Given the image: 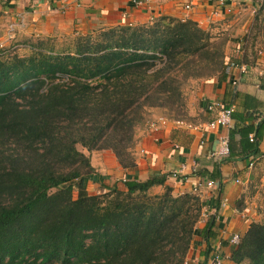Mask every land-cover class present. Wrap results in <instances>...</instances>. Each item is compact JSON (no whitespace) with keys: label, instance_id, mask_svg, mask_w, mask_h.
<instances>
[{"label":"trees","instance_id":"obj_1","mask_svg":"<svg viewBox=\"0 0 264 264\" xmlns=\"http://www.w3.org/2000/svg\"><path fill=\"white\" fill-rule=\"evenodd\" d=\"M242 38L245 56L264 50V0ZM226 42L193 20L162 16L76 35L60 47L36 38L22 43L25 54L2 49L0 264H183L195 235L207 264L215 215L196 227L203 212L197 194L174 195L159 175L101 195L73 198L72 190L96 180L79 145L110 150L121 167H134L135 127L147 108L186 118L183 87L224 78ZM155 185L164 192L147 197ZM230 260L264 264V215Z\"/></svg>","mask_w":264,"mask_h":264},{"label":"crops","instance_id":"obj_2","mask_svg":"<svg viewBox=\"0 0 264 264\" xmlns=\"http://www.w3.org/2000/svg\"><path fill=\"white\" fill-rule=\"evenodd\" d=\"M260 1L226 0L232 9L226 13L218 0H144L140 7L132 6L130 0H0L1 49L18 46L21 51L27 39L95 34L109 27L151 23L162 16L190 19L213 37H227L226 59L246 65V72L233 67L229 72L225 70L224 78L187 82V116L183 119L194 125L208 122L214 112L208 111L207 105L217 99L234 105L231 129L200 132L169 120L153 130L145 120L135 130L132 154L136 165L131 168L121 167L110 150L82 149L94 168L96 180L92 184L102 191L115 184L124 189V181H145L158 175L164 177V184L172 187L175 194L192 193L194 187L202 184L197 192L204 212L199 228L209 215H215V236L210 239L207 264L212 263L215 251L223 257L221 264H233L231 236H242L251 222L261 220L264 212V50L254 54L248 50L245 56L244 47L239 52L238 45L252 19L251 12ZM11 24L14 33L9 39ZM149 113L147 120L156 119L164 111L155 108ZM220 136L228 137L230 154L211 157ZM207 180H212L214 186H207ZM162 189L164 185H155L149 191ZM196 237L186 259L188 264L203 263L205 245Z\"/></svg>","mask_w":264,"mask_h":264},{"label":"built area","instance_id":"obj_3","mask_svg":"<svg viewBox=\"0 0 264 264\" xmlns=\"http://www.w3.org/2000/svg\"><path fill=\"white\" fill-rule=\"evenodd\" d=\"M132 6L134 7H140L144 4V0H130ZM219 5L224 9V11L226 13H230L231 12V7L230 5L228 6L226 4V0H218ZM259 6V4H258ZM258 6L252 11V13H254L256 11V9L258 8ZM14 33V25L11 24L9 26L8 29V38H12V35ZM243 38L241 41H239L238 45L239 47H241V49H239V52H243ZM233 67H239V69H241L242 72H246L247 67L246 65H239L236 62H231L229 63V65L226 67V71L229 72ZM233 85L236 84V81L232 82ZM207 109L208 111H212L214 112V116L211 120H209L208 122L202 124V125H194L191 124L190 122L185 121V119L183 118H178L175 120H172L174 124L178 125V126H182L188 129H196L200 132H206L208 130H217L220 128H224V129H230L232 126V114L234 112V105L231 103H225L221 100H213L211 101L208 105H207ZM170 119L165 118V117H158L156 119H149L146 120V125L150 128H153V130L158 129V127L160 125H164L167 121H169ZM253 137H250V140H252ZM201 144L203 143V140L200 141ZM229 140L227 136H220L219 137V146L210 153L211 157H216V158H223V157H227L229 155ZM249 166H253V162L249 163ZM207 186H214V182L212 180H207L205 183ZM200 187H202V184H199L198 186L194 187L192 189V193L193 194H197V192L199 191ZM202 215H204V212H202ZM241 236L237 233L233 234L230 238V243L232 246H235L238 244L239 240H240ZM222 255L218 252H214L212 254L211 260L213 264H221L222 262Z\"/></svg>","mask_w":264,"mask_h":264},{"label":"rangeland","instance_id":"obj_4","mask_svg":"<svg viewBox=\"0 0 264 264\" xmlns=\"http://www.w3.org/2000/svg\"><path fill=\"white\" fill-rule=\"evenodd\" d=\"M261 2V1H260ZM251 17H253V15H254V13H252L251 12ZM247 32V31H246ZM71 37H60V38H55V44L57 45V47H60L59 46V44H66V42L70 39ZM259 46V45H258ZM262 49V48H261ZM0 51H2V49L0 48ZM19 54H25L22 50L20 51V53ZM183 92H184V87H183ZM184 97H185V94H184ZM185 111H186V98H185ZM155 108H147V110L145 111V114H144V120H143V122L142 123H140V124H138L136 127H135V130H136V128L139 126V125H141L142 124V126L145 124V120H147L149 117H151V116H149L150 115V111H153ZM160 109H162L163 111H164V113H163V115H159L158 117H165V118H168V119H170V120H175V119H178V118H183V117H176L174 114H170V113H168V111L167 110H165V109H163V108H160ZM187 112V111H186ZM157 117V118H158ZM144 123V124H143ZM78 149L80 150V151H82V149H83V147L82 146H78ZM93 178L95 177L94 176V174H93V176H92ZM94 180V179H93ZM93 180H90L91 182H90V186L88 187V188H86V190H84V191H80V190H78L76 187H74L73 188V190H72V197L73 198H76L78 195H80V194H87V195H92V194H103V192L104 193H106L107 192V189H105L104 191H102V189H98V187L96 186V185H94V184H92V182H93ZM76 186V185H75ZM124 187V186H123ZM51 191H54V190H51ZM164 192V189H162V191H160V192H153V191H148V193H147V197H150V198H153L152 196H155V195H161L162 193ZM174 195H178V194H175V193H173ZM122 197H124V194L123 195H121V198ZM136 200H141V201H143V200H145V201H147V199H145L144 197H138V198H135ZM263 215H264V212H262L261 213V217H260V219L261 218H263ZM201 218V217H200ZM201 220V219H200ZM199 220V221H200ZM199 221L197 222V224H196V227H198L199 228ZM195 240H197V237H196V235L193 237V242L195 241ZM193 242L191 243V246H190V248H189V250H188V252H187V254H186V256H185V260H184V263L183 264H188L187 263V261H186V259H187V256H188V254H189V251H190V249H191V247H192V245H193Z\"/></svg>","mask_w":264,"mask_h":264}]
</instances>
